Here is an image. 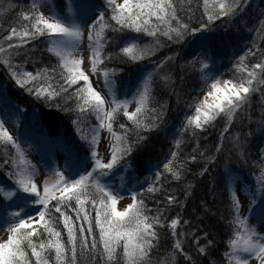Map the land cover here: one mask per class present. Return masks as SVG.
<instances>
[{"label": "trees", "instance_id": "trees-1", "mask_svg": "<svg viewBox=\"0 0 264 264\" xmlns=\"http://www.w3.org/2000/svg\"><path fill=\"white\" fill-rule=\"evenodd\" d=\"M89 1L99 13H104L105 23L108 25L102 32L100 58L103 63L98 65L100 70L108 71L114 82L122 88H125L129 80V88L132 89L137 72L146 65L157 62L147 106L138 117L150 127H136L124 115L123 108L114 113L112 120V131L124 137L122 147H131L129 154L118 159L119 166L129 164V169L137 178L146 182L150 181L147 173L149 166H155L162 173L158 182L154 183L158 191L149 192V185H146L136 192L137 199H142L150 210L148 215H156L158 210L163 213L161 219L164 226H157L158 240L154 242L151 264H226L225 253L229 251V240L234 238L235 231V225L230 227L235 214L227 171L231 168L240 170L244 183L251 187L255 186L259 175L264 174V157L261 156L264 142V85H255L258 90L251 93L247 104L236 111L230 126L226 124L223 114L203 129L189 125L188 120L194 116L191 112L195 111V107L211 91L212 83H237L244 77L245 74L237 70L242 56L245 57L244 64L249 68L264 56V14L252 41L224 53L221 67L215 73L213 81L203 86L194 68L184 63L183 56L197 34L217 31L224 23L230 22L231 16L208 20V12L216 6L215 0H208L207 11L204 0H173L180 21L187 24L189 29H202L196 32L185 30L180 39L174 35L171 39L163 35L166 30L164 25H159L160 32L156 36L137 33L127 27L121 28L111 19L115 13L108 0ZM32 3L33 0H0V44L5 48L8 43L22 45L6 54H0V87L24 111V120H19L21 124H31L35 116L47 137L61 138L69 147L76 148L78 154H82L86 151L83 132L97 122V117L91 111L81 113L78 110V104L82 101L74 93L83 86V82L73 85L68 92L61 91V85L67 87L62 79V75H67V72L62 67L61 59L49 50L50 41L47 36L36 37L27 43L15 37L11 41L3 39L10 34L12 28L19 31L28 24L30 29V22L23 20L22 15L32 11ZM52 3L59 13H65L69 5L67 0H52ZM153 23H156L154 18ZM172 26H177L175 21ZM132 36H136L141 44L155 42V51L145 53L143 59H132L131 55L139 54V50L129 55L121 49L122 42ZM257 49L259 51L256 56L248 55L249 50ZM5 60L9 63H3ZM13 72L17 75L14 76ZM29 72L34 76L38 73L40 75L31 81L26 76ZM18 79L25 83H18ZM44 88L59 92L60 95L47 98L46 94L38 96L37 90ZM188 114L191 115L189 118ZM174 119H180L182 123L179 144L178 141L174 144L164 132L165 124ZM121 124L124 129L120 128ZM14 150L13 146L0 142V162L9 161ZM173 153L176 154L175 159L172 157ZM169 160H172L174 170L181 173L179 179H175L164 169V164ZM110 172L112 171L106 170V175ZM4 175L0 170V176ZM93 176L100 180L104 177L99 176L98 172H94ZM89 183V191H95L91 187V181ZM170 195L176 198L175 204L167 203ZM55 203L52 201L49 207ZM71 206L78 207L75 201L71 202ZM85 207L94 217L95 211L91 205ZM64 211L76 221L71 208L65 207ZM54 215L57 218L54 226L61 231L67 244L60 214ZM177 216L181 223L177 226L174 237L168 224ZM80 222L82 221L77 223ZM93 233L98 236L95 223ZM176 238L180 239L184 254L175 252L173 245ZM208 241L212 243L209 244ZM204 246L206 252L202 254L198 247ZM53 258L54 253H48L50 264ZM29 259H33L30 251ZM78 264H104V260L100 255L81 256L78 250ZM116 264H123L122 249H118Z\"/></svg>", "mask_w": 264, "mask_h": 264}, {"label": "snow or ice", "instance_id": "snow-or-ice-1", "mask_svg": "<svg viewBox=\"0 0 264 264\" xmlns=\"http://www.w3.org/2000/svg\"><path fill=\"white\" fill-rule=\"evenodd\" d=\"M115 13L111 19L121 28L127 27L133 29L137 33H147L149 36H156L160 32L159 25H164L165 31L163 35L169 39L173 35L180 39L185 30L196 32L202 29H189L187 24L180 21L177 16V7L173 0H123V3H117V0H108ZM215 8L208 12V20L219 19L236 14L241 8V0H215ZM40 0H33L32 11L24 13L22 19L30 22L21 30L17 31L12 28L10 34L3 39L11 41L14 37L20 39L23 43H27L32 39L40 36H47L51 48L62 61V67L66 70L67 75H62V79L67 87L61 85L62 92H68L73 85L83 82V86L75 91V95L80 98L82 103L78 104V110L81 113L91 111L100 121L99 128H107L113 135L116 144L111 148V159L107 163H103L96 156V167L92 172L85 175H79L78 179L66 177L63 172H56L57 179L54 183L49 184L44 181L43 192L38 189L34 180L35 169L33 166L18 168L16 172L11 173L15 176L16 184L23 193L30 194L26 199L38 205L35 211L38 219L31 215L25 219L20 212L13 213L15 218L8 221L7 239L0 242V264H50L48 253H54L52 264H78V250L81 256L91 255L95 257L100 255L104 260V264H116L118 249H122L123 264H151V253L154 248V242L158 240L157 226L163 227L161 217L163 213L159 210L156 215L147 214V209L142 199H137L138 193L133 192L131 195L132 203H129L123 210H119L117 205L121 197L106 184L101 183L99 178H94L93 173L98 172L99 176L106 175V170H111L118 163V159L129 154L131 147L125 145L120 147L119 143L124 137L117 136L112 131V120L114 113L118 109H124V115L129 121H132L136 127L148 128L150 125L144 123L143 119L138 117L147 106L150 95V78L138 94L137 107L135 111H127L128 101H119L113 94L111 103L115 105L111 110H106V101L91 83L89 75L82 69L83 57L76 58L73 53L79 48L80 42L84 37V32L80 24L72 19L52 12L46 17L41 8ZM204 6L207 11L208 0H204ZM51 10V6L49 5ZM153 18L156 23H153ZM173 21L176 27H173ZM264 23V21H262ZM99 25V31L97 26ZM108 27L105 23L104 13H99L97 19L89 25L88 32V48L91 50L90 61L91 71L96 73L100 69L98 65L103 63L100 58L101 50V33ZM207 27V25H203ZM26 38V39H25ZM21 44L8 43L7 48L0 44V54H6L15 47H21ZM137 48L135 44L123 47L125 54L131 55L133 50ZM256 51L249 50L248 55L256 56ZM145 52L139 50V54L131 55L134 60L143 59ZM245 57L240 58L237 66L239 72L244 73V77L237 83L232 81H224V86L220 87V81L211 84V91L207 96L214 98L213 103L204 101L195 107L196 115L188 120L189 125H194L197 129H203L205 125L211 124L218 116L223 114L226 118V124L230 126L232 118L236 111L244 107L250 94L257 91L255 85H264V56L260 61L254 63L251 68L244 64ZM3 63H9L8 60ZM11 67V65H9ZM203 69H208L207 64L202 65ZM55 71V70H53ZM46 73L47 70H44ZM16 76L17 73L13 72ZM40 74L36 76L33 73H27L28 80L34 81ZM103 76L105 83L110 85L108 80L109 72L104 71ZM18 83H25L23 80ZM31 90V89H30ZM218 93H222L219 94ZM38 96L46 94L47 97H55L60 95L59 92L49 91L47 88L37 90ZM107 121V123H105ZM124 129V125H120ZM227 130V127L226 129ZM0 142H6L13 146L20 157L22 164H28L21 146L16 142L13 135L5 127V122L0 120ZM97 142V138L93 136V143ZM179 144V141L177 142ZM119 154V155H118ZM176 154L172 157L175 159ZM192 159H195L193 157ZM15 166V161H5ZM164 169L173 175L175 179H179L181 173L174 170L172 160L164 164ZM162 175V173L158 174ZM91 187L95 191H89ZM264 184V176L261 178ZM159 189L149 187L147 191L155 192ZM0 189V192H3ZM18 193L7 192L8 198L17 196ZM52 201L56 203L50 208ZM75 201L78 207L72 208L71 202ZM174 196L167 197L169 205L175 204ZM264 203V201H262ZM91 205L95 211V216L86 210V205ZM68 207L74 212L76 221L72 216L68 215L64 208ZM232 209L235 214L234 220L230 222V227L235 225L234 238L229 240V251L225 253L226 264H250L255 259L258 264H264V231H258L254 224L249 222L247 216L241 215V201L236 193H233ZM254 210V209H253ZM55 213L60 214L63 228L67 237V244L62 237L61 231L54 226L56 222ZM261 225L260 229H264V208L260 209ZM78 221H82L77 223ZM93 223L98 229V236L93 233ZM181 223L179 216L171 219L168 227L171 229L172 235L176 237V228ZM44 237L43 239L41 237ZM34 237L36 239H34ZM39 241V242H37ZM209 244L212 241H208ZM99 244V248H98ZM173 248L175 252L184 254L183 246L179 238L174 240ZM26 249L28 251H26ZM29 251L33 259H29ZM200 253L206 252V246L198 247Z\"/></svg>", "mask_w": 264, "mask_h": 264}, {"label": "rangeland", "instance_id": "rangeland-1", "mask_svg": "<svg viewBox=\"0 0 264 264\" xmlns=\"http://www.w3.org/2000/svg\"><path fill=\"white\" fill-rule=\"evenodd\" d=\"M67 1L69 5L65 13H59L55 9L52 0H40L42 5L40 10L44 12L46 17L54 12L69 20L74 19L82 27L84 37L80 42L79 48L74 51L73 55L76 58L83 57L82 69L89 75L92 86L101 92V95L104 97L106 101L105 109L111 110L115 107L111 103L114 94L119 101L129 102L127 111H135L138 106L136 102L138 94L145 84L149 82V78L151 90L153 70L157 62L148 64L137 72L132 89L129 88V80L126 82L125 88L123 87L124 89L122 86H118L110 73L108 80L111 81V84H106L103 76L104 71L99 70L96 73L91 71V50L88 48L89 25L97 19L99 11L89 0ZM117 3L122 4L123 0H117ZM49 5L51 6V10L49 9ZM263 14L264 0H241V8L237 10L236 14L231 15L230 22L224 23L217 31H204L196 35L183 56V61L186 65L194 68L197 78L203 86L213 81L215 73L221 67L224 53L227 54L229 50H234L240 45H247L252 41ZM97 31H99V25L97 26ZM102 36L103 33H101V38ZM131 44L137 46L133 50V53L137 50L152 53L156 49L155 42L149 41L141 44L136 36L128 38L123 47ZM49 48H51V43ZM203 64H207L208 69H203ZM223 86L220 85V87ZM205 97H207L209 104L213 103V97L207 96L206 94L203 101ZM23 112L5 95L3 88L0 87V120L5 122V127L12 133L16 142L21 146V150L24 152L26 160L28 161V164H22L18 152L15 149L13 157L9 158V161H15V166L11 163H5V161L0 162V170L5 173L4 177L0 176V189L4 190L0 192V242L7 239V222L15 219L12 215L13 213L20 212L25 219L28 218V215L38 219L35 211L38 205H35L31 201L28 203L25 202L30 194L23 193L19 189L16 184L17 178L11 175V173L16 172L18 168L33 166L35 169L34 180L42 194L44 181H48L49 184L54 183L57 179L56 172H63L66 177L71 179H78L79 175L92 172L96 167L95 161L97 158L93 155L94 152L97 153L103 163L109 162L111 159L112 145L116 144L113 135L107 128H99L100 121L97 119L95 124L88 126L83 132L86 151L78 154L76 148L69 147L61 138L47 137L44 130L41 129L37 117L34 116V121L31 124H27L26 122L21 124L19 120H24V117H22L24 116ZM192 112L191 114L195 116L196 112ZM190 116L188 114L187 117L189 118ZM180 121V119H174L173 121L167 122L164 126L166 136L174 144L179 140L182 127ZM115 134L120 136L117 133ZM94 135L97 138L95 144L93 143ZM119 146L122 147V140ZM261 156L264 157V142L262 143ZM110 171L112 172L101 178L100 181L108 185L114 193L121 197L117 205L119 210H123L129 203H132L131 195L133 192H137L146 185H149L148 187H155L154 183L158 182L160 177L158 175L160 172L155 166H149L147 168V173L150 174L151 178L150 181L148 180L149 182L138 179L129 169V164L127 163L119 166L118 162ZM227 172L232 192L236 193L241 201V215L247 216L249 222L254 224L258 231H264V229H260L262 222L260 209L264 208V203H262L264 201V184L261 183V178L264 174H260L255 186L251 187L244 183L240 170L231 168ZM7 192H15L18 194L10 199L5 195ZM25 213L28 215H25ZM250 264H258V262L253 259L250 261Z\"/></svg>", "mask_w": 264, "mask_h": 264}]
</instances>
